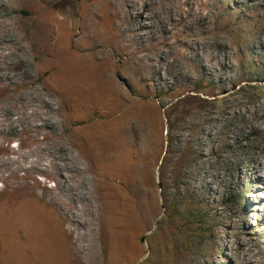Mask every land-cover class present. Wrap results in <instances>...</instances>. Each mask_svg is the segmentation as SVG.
<instances>
[{
    "label": "rangeland",
    "instance_id": "1",
    "mask_svg": "<svg viewBox=\"0 0 264 264\" xmlns=\"http://www.w3.org/2000/svg\"><path fill=\"white\" fill-rule=\"evenodd\" d=\"M39 1L0 0V7L5 5L0 13V26L3 24L0 30L11 24L24 39L27 63L35 67L33 79L40 76L35 55L42 51L45 43L44 28L34 14V5H38ZM192 1L191 24L186 22L184 11L173 20L166 17L172 28V35L167 40L160 19L153 17L151 20L155 28L152 32L159 38L150 35V19L141 22V32L148 34L143 46L145 53L133 54L132 48V52L123 51L114 56L122 66L116 80L122 87L133 83L135 93L130 88L127 91L137 102H142L148 95L146 104L150 105L153 120L151 138L140 144L139 159H131V162L138 161L140 179L150 180L155 217L151 226L142 229L137 236L133 250L120 254L105 252L99 244L97 252L89 248V252L72 256L62 263V253L53 260L44 257L46 252L50 254L53 251L51 254H54L56 248L45 244L46 252L43 249V253L40 252L37 236L33 232V213H43L54 223L56 218L62 220L55 210L53 212L46 207L50 205V193L58 189V183L50 178L53 169L51 173L44 169L58 146L67 144L73 138L74 130L83 125L81 120L92 118V122L101 125L100 121L107 119L108 115L103 113L106 109L102 106H93L84 116L73 113L64 105L59 110L58 119L54 120L56 128L49 130L42 126L36 114L43 113L41 106L33 109L29 106L34 104L32 100L38 94L36 91L43 89L39 82L31 86L23 85L26 79H22L18 88L14 89L0 84V264H152L149 262L152 258L155 260L153 264H165L172 260L175 264H264V180L260 182V175L254 172L245 177L240 175V166L252 164L251 154L259 151L264 163V108L255 114L248 113L244 120L238 116L245 108H255L258 101L264 103V56L261 51L264 39L260 38L264 28V1ZM88 2L56 0L52 5L69 4L80 10ZM76 32L77 29L72 35V42H69L68 56H72L75 50L80 52ZM130 34L125 32V35ZM218 38L222 39V46L217 48L216 55L221 56L231 72L228 71L223 81L218 75L210 80L203 70L210 66L213 69L216 62L201 61L198 63L201 68L191 71L193 79L190 80L185 75L189 71L188 60L178 53V46L183 43L184 47L187 44L191 47L190 42L197 39L194 43L206 48ZM155 39L159 44L154 49ZM169 43L176 44L174 52L169 51ZM205 50L209 51L208 47ZM205 50L200 51L199 56L204 54L205 57ZM146 56L155 59L156 70L161 69V77L167 78V84L155 83L160 79L156 74L150 75L155 69L139 72L134 81L123 75L122 69L134 71L140 57ZM162 60H165L164 65ZM7 63L15 65L17 60L11 58ZM148 75L153 81L148 79ZM91 92L92 101L105 96L94 90ZM25 95L28 96L25 97L28 98L26 109L20 99ZM226 95L227 98H224ZM228 108L231 109V116L227 113ZM204 126L209 135L204 134ZM256 126L262 127L261 132L251 135ZM90 134L87 135L90 141L85 142L89 146L86 150L96 154L97 151L92 149L96 136ZM232 137L234 140H229ZM92 161L91 165L102 166L99 173L105 174L108 178H104L105 181L110 180L108 183L113 182L116 176L117 168L111 166V162L119 164L123 171L120 172V180H115L122 181L127 177L124 167L128 159L123 151L110 153L100 161ZM34 164L40 165V169L33 168ZM28 192L33 193V197H29ZM61 203L68 208L74 200L65 196ZM76 203L82 207L80 200ZM98 213H101L99 209ZM128 213L125 209L121 220L125 226L130 222ZM119 237L124 239L123 244L132 238L126 228ZM53 239L57 246L61 245L57 229ZM169 255L172 259H168Z\"/></svg>",
    "mask_w": 264,
    "mask_h": 264
},
{
    "label": "bare ground",
    "instance_id": "2",
    "mask_svg": "<svg viewBox=\"0 0 264 264\" xmlns=\"http://www.w3.org/2000/svg\"><path fill=\"white\" fill-rule=\"evenodd\" d=\"M54 2L56 0H40L38 5L36 3L34 5V14L38 16L39 24L44 28L43 32H45V43L42 45V51L35 55L38 60L37 71L40 73L38 79H33L32 77L35 67H31L27 63V48L19 32L11 24L0 30V84L14 89L18 88L19 81H22V79H26L23 85L31 86L39 82L43 89L36 91L38 94L36 93L37 96L32 100L34 104L29 106L32 109L41 106L42 114L37 111V113L34 112L38 114L37 116H39L42 126L49 130L56 128L54 120L58 119L59 110L64 105L68 106L70 108L68 110L73 113L84 116L93 106H102L106 109L103 113L107 114L108 118L101 120V125L92 122V118L81 120L80 124L83 125L74 130L73 138H68L67 144L57 145L56 152L51 155V162L44 169L45 172L50 171V173L51 169H53L52 177L50 178L58 183V189L51 191L49 197L50 205L48 204L46 207L53 210V212L55 210L62 220L60 219V221L58 218L55 220L52 217L55 220L54 223L49 221L45 214L35 212V215L33 213V232L37 236L41 253L46 252L45 247L47 244L56 248L54 254H51L53 251H50V254L46 252L44 257L47 260H53L54 257H59V253H62L60 255L62 263L63 260L65 261V259L72 256L89 252V248L97 252L99 244L100 248L104 249L105 252L120 254L128 249L133 250L136 247L135 239L142 229L146 230L151 226L155 217L151 193L152 185L150 186V180L145 179L143 176L144 180L140 179L139 172L141 167L137 163L138 161L131 162V159H139L140 144L147 142L152 136L153 120L151 108L150 105L146 104L149 98L146 95L145 100L137 102L127 91L130 88L132 93H135L136 90L133 83L128 87H122L119 84V81L116 80V74L122 66L120 65V60L114 58V56L119 52L129 51L132 48L134 49L133 54L135 52L145 53L143 46L146 44L145 40L148 34L141 32V22L150 19L151 27L149 26L150 24L148 26L151 28V34H149L152 35V31L155 28L152 21L153 17L160 19L163 34L168 40L172 35V28H170L171 24H169V21L166 22V19L173 20V18L184 11L187 15L186 22L191 24L193 18H190L192 17L191 11L194 2L192 0H89L84 6L80 5V10L74 9L69 4L52 5ZM4 6L0 7V13L4 10ZM184 7H186V10ZM76 29L78 30V33L76 32L78 43H76L77 47L80 48V52L75 50L72 56H68L69 42ZM126 31L132 34L125 35ZM261 33L260 38L264 39L263 27ZM153 36L154 38H159L157 34H153ZM196 40L194 39V41L190 42L191 47L188 44L184 47L183 43L178 46V53L180 52L182 57L188 60L189 71L185 75L192 80V72L201 68L198 67V63L201 61L210 64L216 62V65L213 64V69L210 66V68H204L203 72L207 74L210 80H213L218 75L223 81L222 78L227 75L229 68L225 66L221 56L216 55L217 48L219 49L222 46V39H215L216 41L207 46L209 51L205 50L207 47H201L197 42L194 43ZM157 41L158 39H155L154 49L158 47L159 43ZM110 42H113V44L108 45ZM214 46H216V49ZM174 49H176L175 43L170 45L169 51L174 52ZM204 50L207 52L206 56L204 57L203 53L202 57L199 56V52ZM130 51L132 52V50ZM261 51L264 56V42L261 46ZM163 55L166 56L165 53ZM11 58L17 60L15 65L7 63ZM154 61L155 59L152 56L140 57L139 63L133 68L134 71L132 68L130 69L133 72L127 71L128 69H122L123 75L134 81L139 72L144 73V71L146 72L149 69H155L154 73L151 71L150 74H156L160 77V79L155 80V83L160 81L161 84H167V78L161 77V69L156 70ZM80 64L81 66H79ZM164 64L165 60H162V65ZM218 64L219 67L217 66ZM148 77V79L151 78L149 75ZM150 80L153 81L152 78ZM222 88H225V86H222ZM43 90H47V94L46 92L43 93ZM92 90L106 97H100V101H98L99 99H94L93 101H96L94 103L90 98L92 96L89 95ZM25 97L28 96H20V99L22 107L26 109L25 103H27L26 99L28 98ZM224 98H227V95ZM55 101L57 102L55 103ZM56 106L60 107L55 108ZM262 108H264V103L258 101L255 108H245L240 111L238 116L244 120L247 118L248 113L253 112L255 114ZM227 113L231 116V109L229 110L228 108ZM202 130L205 135H209L205 126ZM261 130L262 127L256 126L251 131V135L261 132ZM90 133L96 136L93 138L92 144V149L97 151L96 154L95 152H88V149L86 150L88 145L85 142L90 141L87 136L91 135ZM229 140L232 141L234 138L232 137ZM119 150L127 155L128 163L124 167L127 172L125 176L127 177L119 181V178H121L119 177L120 172H123L122 168L119 164L111 162L112 165L110 163L109 165L117 168L115 169L117 178L114 175V181L108 183L110 180L105 181L107 178L105 174L99 173L102 166L91 165L90 161L106 159L110 153ZM259 155V151L250 155L253 158L250 166H240V175L242 177L249 176L254 172L260 175V182L264 180V163ZM37 165L34 164L33 168L40 169V165ZM111 171L110 173H112ZM111 176L113 177V175ZM28 193L29 197H33V193ZM95 193H98V195L96 194L95 196ZM65 196L72 197L74 200V204L69 203L68 208H65L61 203L62 197ZM77 200L82 202V207L77 205ZM98 209L101 213L97 214ZM125 209L129 211L128 219L130 222L128 226L127 224L125 226L124 222L121 221L125 216ZM27 216L31 217L29 214ZM125 228L127 232H130L132 238L123 244L122 241L124 239H120L119 235L122 234ZM56 229L61 238L60 246H57L55 239H53ZM83 243L85 244L83 245ZM53 247L52 249H54ZM168 259H172V255H169ZM149 262L153 264L155 260L152 258ZM165 264H175V260L167 261Z\"/></svg>",
    "mask_w": 264,
    "mask_h": 264
}]
</instances>
